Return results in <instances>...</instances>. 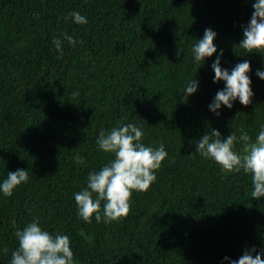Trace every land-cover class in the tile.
Instances as JSON below:
<instances>
[{
  "label": "trees",
  "instance_id": "16d2710c",
  "mask_svg": "<svg viewBox=\"0 0 264 264\" xmlns=\"http://www.w3.org/2000/svg\"><path fill=\"white\" fill-rule=\"evenodd\" d=\"M253 3L0 0V183L8 172L29 173L11 197L0 192V264H10L15 232L34 218L42 231L69 237L74 264H231L253 247L264 260V197L252 198L251 174L226 172L196 151L211 129L223 139L243 128L254 142L264 126L256 75L264 50L238 46ZM73 11L87 24L74 23ZM205 29L217 34V52L201 63L192 49ZM221 49L229 73L250 63L254 95L217 116L209 105L225 82L213 83L211 65ZM193 79L197 90L185 100ZM128 123L142 130V144L162 143L168 155L150 188L133 191L126 217L105 223L102 201L101 221L93 214L85 223L74 195L114 159L98 149L99 133Z\"/></svg>",
  "mask_w": 264,
  "mask_h": 264
},
{
  "label": "clouds",
  "instance_id": "9594fccd",
  "mask_svg": "<svg viewBox=\"0 0 264 264\" xmlns=\"http://www.w3.org/2000/svg\"><path fill=\"white\" fill-rule=\"evenodd\" d=\"M253 13L247 26L243 27V39L238 46L253 53V50H264V0H255L252 5ZM76 24H87V19L79 12L68 14ZM216 33L205 29L202 39L197 40L193 47L194 58L203 63L204 58L211 57L217 52L213 41ZM69 44L75 46L76 40L65 36ZM82 43V42H81ZM56 50L62 52V42L59 38L53 40ZM180 50L178 49L177 55ZM223 50H220L211 68L214 72L213 83L225 82L224 89L218 91L214 100L209 105V110L220 115L221 105L228 109L233 107V101L239 100L241 105L251 103L253 92L250 87L251 80L247 73L250 63L245 60L238 63L229 73L220 66ZM256 75L264 80V71H257ZM198 82L193 79L184 89V99L197 90ZM74 95L76 93H73ZM142 130L132 124L114 127L105 132L101 130L96 140L98 149L114 155L108 164L98 172H90L87 177V187L74 195L78 209V216L85 223H91L92 216L99 223L101 217V202L103 206V219L105 223L118 222L126 217L130 211V199L133 191L145 192L156 180L155 171L159 170L162 162L167 157L164 145L161 143L156 149L146 147L141 143ZM237 143L241 145L240 151H234ZM196 151L201 157L213 160L226 172H238L241 169L246 174H251L253 191L252 198L264 197V126H262L255 141L243 128L240 135L231 133L222 139L218 130L211 129L200 138L196 144ZM78 164H84L83 156L74 157ZM29 179L27 170L18 169L8 172L7 178L0 183V192L6 197H11L13 190ZM15 224V222H12ZM18 239L17 250L11 253L10 264H74L73 251L67 235L49 234L42 231L39 221L35 218L24 229L15 232ZM3 251L7 253L8 249ZM252 252L245 249L243 255L231 264H264L258 253L253 257ZM224 259H228L225 257Z\"/></svg>",
  "mask_w": 264,
  "mask_h": 264
}]
</instances>
